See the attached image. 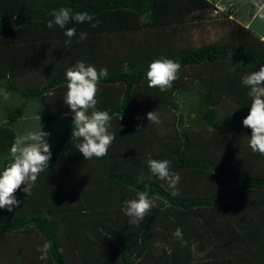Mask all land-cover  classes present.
I'll use <instances>...</instances> for the list:
<instances>
[{
  "label": "trees",
  "instance_id": "16d2710c",
  "mask_svg": "<svg viewBox=\"0 0 264 264\" xmlns=\"http://www.w3.org/2000/svg\"><path fill=\"white\" fill-rule=\"evenodd\" d=\"M60 7L69 6L57 5L51 12ZM211 7L208 0H96L93 6L71 9L91 15L114 9H128L137 17L148 14L140 28L154 30L160 24L155 18L168 8L179 25L187 18L201 20L203 9ZM232 12L230 8L223 16L227 19ZM45 13L15 20L0 14V26L28 25ZM239 31V40L234 36L229 42L172 52L156 50L148 39L143 54L104 61L99 69L106 68L108 75L98 85L97 108L109 111L110 130L116 135L108 154L99 159L84 160L78 139L71 137L64 76L46 77L36 90L20 91L12 83L25 69L15 64L1 68L4 90L38 99L40 120L53 122L64 115L67 123L31 193L17 190L16 211L0 213V264H115L114 257L117 264H197L193 245L208 249L209 264H264V155L248 146L251 130L242 120L251 98L241 84L245 74L264 64V41L231 21L228 34ZM161 57L181 65L177 79L163 92L148 87L144 77L149 63ZM193 92L199 98L197 122L189 123L178 96L190 100ZM24 107L7 114L13 123L0 141L8 149L15 138L12 126ZM179 110L171 133L163 138L159 124L146 118L151 111ZM148 158L171 162L181 177L178 195L172 196L155 177L148 179ZM141 175L145 179L138 182ZM137 191H148L155 207L144 222L133 225L120 205ZM176 228L182 230L184 243L172 238ZM33 242L50 243L46 261H40L37 248L33 251Z\"/></svg>",
  "mask_w": 264,
  "mask_h": 264
},
{
  "label": "clouds",
  "instance_id": "9594fccd",
  "mask_svg": "<svg viewBox=\"0 0 264 264\" xmlns=\"http://www.w3.org/2000/svg\"><path fill=\"white\" fill-rule=\"evenodd\" d=\"M51 19L46 27L52 29L54 26L64 30L63 35L67 38L66 43H71L74 36H77L75 27H66L70 23H89L96 27L98 21L87 11L74 12L69 7H60L50 13ZM264 20V16H261ZM87 32H80L77 36L79 41L87 38ZM181 65L172 59L161 57L154 59L148 65L144 77L148 87L158 88L161 92L170 88L173 81L177 79ZM108 71L106 68L97 70L96 66L84 60H78L74 65L66 68L64 79L66 91L63 96V103L71 112V137L78 139L79 153L84 160L102 158L108 154V150L115 139V133L111 131V115L108 110L97 108L98 85L106 79ZM241 84L247 88V94L251 98L250 108L242 125L251 130L248 135V146L252 152L264 155V64L258 70L245 74L241 78ZM9 93L0 89V96L8 98ZM148 122L159 124L160 118L156 111L146 114ZM50 134L42 130L40 123L24 133L18 134L8 149L9 162L0 165V209L12 212L20 203L15 193L17 190L27 194L31 193L38 177L45 169H48L52 153L48 136ZM146 166L150 175L148 179L155 177L166 185L172 196L178 195L180 174L171 168L168 159L146 160ZM145 179L143 175L138 177V182ZM23 185V187H21ZM155 201L150 197L148 191H137L135 197L125 199L121 202L120 208L128 218L129 224H141L147 216H150ZM174 240L184 243L183 233L176 228L172 233ZM51 245L44 242L37 247L40 253L39 259L46 261Z\"/></svg>",
  "mask_w": 264,
  "mask_h": 264
},
{
  "label": "crops",
  "instance_id": "0c3cea01",
  "mask_svg": "<svg viewBox=\"0 0 264 264\" xmlns=\"http://www.w3.org/2000/svg\"><path fill=\"white\" fill-rule=\"evenodd\" d=\"M208 1L212 4L213 14H221L222 17H219V21L228 27V32L231 21H234L249 29L260 40L264 41V20L261 19V16H264V0ZM95 4L96 0H0V14L5 15L9 19L15 20L23 14L30 16L46 11L40 20L28 25L17 26L10 22L5 28L0 26V69L8 65L11 66L10 64H15L17 67L25 69L21 72V76L34 69L31 75L26 74L27 78L32 76L31 78L35 79L34 76H36L37 79L42 81L46 77L64 76L66 68L74 65L78 60L91 63L98 70L101 64L111 57L118 56L123 58L124 55L127 56L130 53L143 54L148 46L145 45L148 39H150L149 41L156 50L159 49L161 51L168 50L172 52L179 49L199 47L192 46L191 43L195 30L194 23L199 20L187 18L183 19V22L179 25L174 24L177 17L172 14L170 8L160 12V16L155 18L160 24L159 28L154 30L140 28V23L147 21L148 14L137 17L134 12L128 9L101 11L96 15H92L94 21H98L96 27H91L89 23H70L66 26L75 27L77 36L80 32H87L88 34L84 41H79L77 36H74L71 43L65 42L67 38L63 35V29L56 26L52 29L46 27L47 21L51 19V9L57 5H68L70 8H76L81 5L93 6ZM230 8L233 9V12L226 19L223 14ZM49 9L50 12L48 13ZM208 9H203L201 16H204ZM44 69L46 72L41 71ZM218 78L224 79L225 76H219ZM0 85H4L3 79L0 81ZM183 98L189 97L178 96L180 107L182 106ZM32 100H36L38 105L35 108V112H33V119L39 120L37 111L40 107V102L38 99ZM24 104L23 115L25 114L27 103ZM188 105L194 107L190 100H188ZM196 109L197 107L193 108L194 111ZM190 114H192L191 111ZM23 115L18 121L23 118ZM60 117L64 119L65 116L62 115ZM160 132L161 130L159 129ZM15 208L13 212L16 211ZM1 212L8 213L4 209H0Z\"/></svg>",
  "mask_w": 264,
  "mask_h": 264
},
{
  "label": "rangeland",
  "instance_id": "374dc122",
  "mask_svg": "<svg viewBox=\"0 0 264 264\" xmlns=\"http://www.w3.org/2000/svg\"><path fill=\"white\" fill-rule=\"evenodd\" d=\"M219 17H222L221 14H213V9L209 8L206 11V14L201 18L197 23H194L195 30H194V36L192 38V46H200L203 44H212V43H223V42H229V40L234 39L237 37L238 40L242 38V31H239L236 33H230L227 31L228 27L219 21ZM228 32V33H227ZM34 69H31L27 75H31ZM23 74L24 76L21 78H18L14 83H12L17 89L20 91H29V90H36L39 87L40 80L34 76L35 79L29 77L27 78V75ZM0 89L4 88L0 85ZM7 93H9L8 98L5 99L3 96H0V135L5 133V130L8 125L12 124L13 122H8L7 120V114L12 111L15 107L20 106L21 104L27 103L25 114L23 115V118L20 121H17L13 124V130L15 131L16 135L24 133L28 129L37 126L39 124V120L33 119V112H35V108L38 106L36 100H27L20 92L14 91V90H5ZM196 91V90H195ZM198 93L193 92L191 95L190 102L191 104L196 107V101L198 102L199 98H196L195 96ZM205 94V93H203ZM189 98H183L182 99V106L181 108L184 109L183 116L184 121L194 122L196 123V114L193 110L194 107L188 105ZM188 109L191 110L192 114L188 113ZM181 110V109H180ZM180 110L178 112H171V111H163L160 114V123L158 125L159 129L161 130V137H167L172 131V128L174 127L175 123L177 122V119L180 116ZM187 112V113H186ZM196 121V122H195ZM40 123L42 125V130L49 133L48 136V143L50 144V149L52 146L59 140L63 130L64 126L67 123V120L64 118L59 117L57 121L46 123L40 120ZM11 129V126H8ZM190 128L189 126L185 127ZM5 147L2 148V147ZM8 146L6 144H3L0 141V165L7 164L9 162L8 157ZM41 244H36V242H33V251L38 246H41ZM210 246L211 245H207ZM209 248V247H208ZM206 250L204 249L201 251L198 247V245H193L191 248V252L194 255L195 260L197 261V264H209L210 258L207 257L208 252L206 253ZM40 255V253H39ZM38 256V255H37ZM39 257V256H38ZM35 261H38L37 259ZM34 261V262H35ZM41 261V260H40ZM113 263H118V257H114V260H112ZM42 263V262H39ZM36 264V263H35Z\"/></svg>",
  "mask_w": 264,
  "mask_h": 264
}]
</instances>
